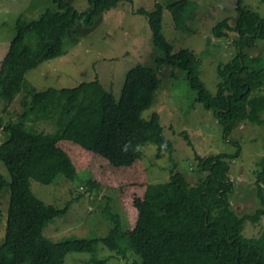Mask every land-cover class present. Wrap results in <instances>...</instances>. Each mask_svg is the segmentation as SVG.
I'll list each match as a JSON object with an SVG mask.
<instances>
[{
	"label": "trees",
	"instance_id": "1",
	"mask_svg": "<svg viewBox=\"0 0 264 264\" xmlns=\"http://www.w3.org/2000/svg\"><path fill=\"white\" fill-rule=\"evenodd\" d=\"M120 1L89 0L90 9L79 12L66 0H54L58 8L47 9L39 19L18 14L16 34L0 59V104L8 107L15 100L30 70L64 54L69 31L79 21L86 30L93 29ZM189 5V0H175L166 6L177 29ZM164 10L156 3L152 11H137L148 18L153 45L164 53L159 63L187 71L197 102L214 113L226 139L243 122L264 127V67H250L245 62V49L264 40V16L238 0L236 25L224 20L214 27L218 39L228 37L230 30L239 39L234 43L237 55L218 68L221 80L212 93L201 79V57L188 48L175 51L165 37ZM161 82L153 68L137 65L127 72L119 101L96 79L72 88L33 90L24 111L7 124L0 114V133H7L6 141L0 143V160L11 176L7 183L0 173V193L7 185L11 191L0 264H65L69 253L94 252L99 240L125 256L133 251L142 258L138 264H264V228L258 237L244 236L248 221L255 224L264 219V150L260 149L261 170L256 177L261 205L252 215L239 216L229 200L234 189L231 162L240 156L239 142L235 153L201 157L199 165L207 174L195 186L175 169L169 180L150 183L143 148L155 144L159 158L164 151H173L160 115L142 116ZM52 119L54 132L30 127ZM85 170L91 174L90 188L119 190L129 228L124 230L120 215L108 208L105 214L114 225L106 237L55 243L44 231L68 207L59 209L39 199L31 180L50 185L63 176L74 181Z\"/></svg>",
	"mask_w": 264,
	"mask_h": 264
},
{
	"label": "rangeland",
	"instance_id": "2",
	"mask_svg": "<svg viewBox=\"0 0 264 264\" xmlns=\"http://www.w3.org/2000/svg\"><path fill=\"white\" fill-rule=\"evenodd\" d=\"M66 1L79 12L90 9L89 0ZM171 1L175 0H122L115 8L106 11L93 29L86 30L84 22L79 21L69 31L64 54L30 70L15 100L8 107L0 104V114L7 124L24 111V103L31 101L33 90L72 88L96 79L119 101L127 72L137 65L151 67L162 82L152 105L142 116L149 119L153 113L160 115L164 134L173 143V151H164L159 158L155 144L148 143L143 148V161L149 169L150 183L159 184L169 180L171 170L175 169L185 174L195 186L207 174L199 165L200 158L222 152L235 153V143L239 142L242 146L240 156L231 162L230 177L234 181V189L229 200L239 216L252 215L261 205L256 177L261 170L260 149L264 150V127L243 122L226 139L214 113L197 102V94L188 83L187 71L159 63L164 53L153 45L148 18L137 13L139 8L154 10L156 3L165 7L162 21L165 37L175 51L188 48L201 57V79L215 93L221 80L218 68L237 55L234 43L239 35L230 30L227 31L228 37L218 39L213 29L224 20L231 26L236 25L238 0H189L188 14L179 29L174 24L171 12L166 9ZM243 6L264 16L263 0H243ZM57 8L54 0H0V59L8 53L10 42L16 34L18 14L24 12L28 20H34L39 19L47 9ZM245 52L247 65L264 67V40H258L253 49H245ZM30 127L46 133L54 132L55 119L32 123ZM6 139L7 133L2 131L0 143ZM0 173L7 183L11 182L10 173L1 160ZM90 177V172L85 170L74 181L63 176L50 185L31 180V188L39 199L59 209L68 207L66 214L50 222L44 231L45 236L53 242L106 237L114 225L105 214L108 208L120 215L124 230L129 228L127 214L119 201V190L108 186L90 188ZM10 192L7 185L0 193V245L6 235ZM263 228L264 219L255 224L248 221L244 236L258 237ZM141 262V256L133 251H128L125 256L100 240L94 252H72L65 259V264Z\"/></svg>",
	"mask_w": 264,
	"mask_h": 264
}]
</instances>
